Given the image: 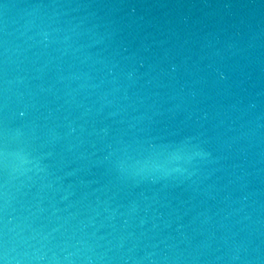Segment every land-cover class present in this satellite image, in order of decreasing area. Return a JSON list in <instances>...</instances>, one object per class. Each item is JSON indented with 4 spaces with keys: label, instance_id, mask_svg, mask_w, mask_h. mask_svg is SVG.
I'll return each instance as SVG.
<instances>
[{
    "label": "water",
    "instance_id": "95a60500",
    "mask_svg": "<svg viewBox=\"0 0 264 264\" xmlns=\"http://www.w3.org/2000/svg\"><path fill=\"white\" fill-rule=\"evenodd\" d=\"M0 264H264V0H0Z\"/></svg>",
    "mask_w": 264,
    "mask_h": 264
}]
</instances>
